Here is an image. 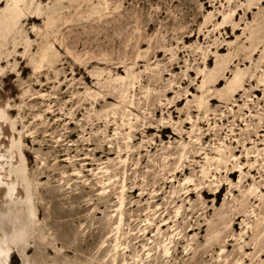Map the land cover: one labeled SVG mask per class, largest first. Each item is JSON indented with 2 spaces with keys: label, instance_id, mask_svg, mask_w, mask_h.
Wrapping results in <instances>:
<instances>
[{
  "label": "rangeland",
  "instance_id": "rangeland-1",
  "mask_svg": "<svg viewBox=\"0 0 264 264\" xmlns=\"http://www.w3.org/2000/svg\"><path fill=\"white\" fill-rule=\"evenodd\" d=\"M121 201L128 257L264 264V0H0L4 264H86Z\"/></svg>",
  "mask_w": 264,
  "mask_h": 264
},
{
  "label": "bare ground",
  "instance_id": "bare-ground-1",
  "mask_svg": "<svg viewBox=\"0 0 264 264\" xmlns=\"http://www.w3.org/2000/svg\"><path fill=\"white\" fill-rule=\"evenodd\" d=\"M227 27V25H224V28ZM223 47H219V50H221ZM103 193V192H102ZM123 208L122 206V201L120 202L119 205V217H118V222L115 226H113L110 231H108L105 235V238L101 240L100 245L98 249L96 250L95 254L91 255V258L86 262V264H148V261H152L154 259H150L151 256H155V264L158 262H167L173 255L172 250H171V244L173 240H170L163 245L162 250H160V246H156L153 249H149V247H146V243L141 244V249H138L134 251L133 253H130V257H128L131 250L130 242H131V236L132 233H127L125 235H121L120 233V227L122 223V212L121 209ZM26 222L24 220H20L19 223L14 227L13 229V235L11 236L12 238L10 239V243H12L18 252H20V249H26L24 247V244L27 242L28 237L24 234H26V226H24ZM164 225V224H162ZM23 230V231H22ZM147 234V230L145 231ZM144 234V232H141L140 229L138 230V234L135 236L134 242L131 244H136L137 242L141 241V236ZM156 235V234H154ZM5 236V235H4ZM130 237V238H129ZM4 238V237H3ZM1 240V239H0ZM5 240V239H4ZM21 240V241H20ZM153 239H148V242H152ZM8 242V241H7ZM22 243V244H21ZM169 244V245H167ZM13 246V247H14ZM67 250L72 249L74 250V246L68 244ZM10 248L5 245L3 247L0 245V264H4V259L5 257L8 256ZM20 250V251H19ZM152 250V251H151ZM14 251V250H12ZM142 251V252H141ZM145 251H148L147 253H144ZM103 252L104 255L101 258H98L99 254ZM98 253V254H97ZM97 254V255H96ZM143 254L146 255L145 258L149 257L147 260L143 258ZM3 257V258H1ZM129 259V260H128ZM152 264V263H150Z\"/></svg>",
  "mask_w": 264,
  "mask_h": 264
}]
</instances>
